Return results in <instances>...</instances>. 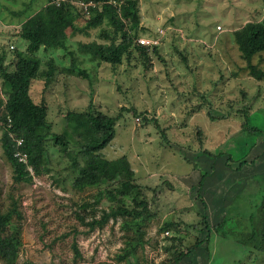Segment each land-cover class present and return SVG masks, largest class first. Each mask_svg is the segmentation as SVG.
<instances>
[{
  "label": "rangeland",
  "instance_id": "374dc122",
  "mask_svg": "<svg viewBox=\"0 0 264 264\" xmlns=\"http://www.w3.org/2000/svg\"><path fill=\"white\" fill-rule=\"evenodd\" d=\"M48 3L0 0V46H14L5 52L3 66L9 70L15 51L27 47L17 31ZM139 8L138 39L165 33L157 53L145 57L133 48L131 58L113 67L80 52L79 43L109 44L100 38L109 25L68 39L66 50L38 53L40 75L30 94L48 105V171L31 172L30 182H14L0 122V202L8 210L15 201L18 211L8 229L18 256L0 257V264H175L176 255L199 240L181 264H264V249L255 248L264 246V210H258L264 207V174L253 177L264 173V80L251 76L234 40L235 31L264 18V0H139ZM50 59L56 71L47 84L42 72L49 70ZM253 63L264 69V54ZM0 100L3 112L7 96L1 77ZM91 103L96 113L117 118L116 136L99 154L131 162L149 210L140 228L132 217L120 216L91 229L93 217L99 220L113 204L97 201L98 188L73 186L78 176L73 158L79 163L83 158L67 116L87 111ZM246 112L257 135L244 128ZM53 135L65 137L68 151ZM189 173H214L219 183L217 176L225 173H248L249 180L228 195L233 194L229 206L215 210L206 200L207 185L196 187L199 180ZM203 212L212 226L222 222L220 230H207ZM166 223L173 226L165 230ZM253 231L259 234L254 244L247 236Z\"/></svg>",
  "mask_w": 264,
  "mask_h": 264
},
{
  "label": "trees",
  "instance_id": "16d2710c",
  "mask_svg": "<svg viewBox=\"0 0 264 264\" xmlns=\"http://www.w3.org/2000/svg\"><path fill=\"white\" fill-rule=\"evenodd\" d=\"M48 1L45 9L30 16L17 31V36L26 41L27 47L25 51H15L16 62L13 70L3 66L5 52L9 51L12 45L0 46V77L7 96L4 111L0 112V122L4 128L1 143L4 156L13 168L14 182L18 184L32 180L29 167L36 175L48 171L49 154L46 143L51 136L48 105L45 99L36 103L30 94L33 83L40 75L42 61L38 53L41 49L66 50L68 39L76 37L77 34L89 35L91 30L109 25L111 29H102L100 33V38L109 41V44L97 41L79 43L80 52L89 54L94 60L117 67L125 58H131L133 48L138 49L145 57L149 51L157 53L159 50L158 46L151 49L137 43L138 33L141 31L139 0H126L120 7L109 3V0H84L97 3L88 10L80 8L79 0H62L59 4H56L55 0ZM234 40L242 59L250 69L251 76L257 80H264V69L253 63L256 56L264 54V18L261 21L249 22L235 31ZM70 54L74 56L72 52ZM47 64L49 70L42 72V75L46 76L48 84L56 71V66L53 59L47 61ZM245 119L244 128L248 135H257L260 130L250 125L247 112ZM67 122V129L80 143V154L83 158L82 163H79L76 157L73 158L78 172L73 183L74 188L80 190L98 188L100 190L96 195L97 201L107 198L113 204L110 211L102 212L99 220L93 217L89 224L90 228L103 227L111 219L115 220L120 216L132 217L136 220L134 226L140 228L149 218V210L143 187L136 182L131 162L125 156L110 160L99 154L115 138L117 118L101 112L96 113L91 103L85 112L69 113ZM43 129L46 132L44 134L41 133ZM53 136L62 150L68 151L69 145L65 137ZM18 141H21V144H18ZM17 153L26 155L27 163L21 162L16 156ZM228 160L233 161L231 157H228ZM244 163L245 159L241 160L239 167ZM202 184L203 181L200 182L201 186ZM108 185L111 188H108ZM261 209L264 210V207L258 210L261 212ZM203 213L207 230L210 232L211 227L215 231L220 230L222 222H215L212 226L208 214ZM17 214L15 201L8 210H4L0 202V257L5 261H13L18 256L17 246L8 234V229ZM172 226V223H166L163 229L168 230ZM252 233L247 236L254 244L259 234H256V231ZM199 242L185 252L178 253L174 259L175 264H181L184 258L189 257L192 250L201 244ZM255 248L264 249V246Z\"/></svg>",
  "mask_w": 264,
  "mask_h": 264
},
{
  "label": "crops",
  "instance_id": "0c3cea01",
  "mask_svg": "<svg viewBox=\"0 0 264 264\" xmlns=\"http://www.w3.org/2000/svg\"><path fill=\"white\" fill-rule=\"evenodd\" d=\"M260 156V155H259ZM189 177H191L194 181L196 180L197 181V178H198V186L196 187H199L200 185V182L203 181L204 183V186L207 185V188H209L210 190V193H207V195L209 194V196L207 197L206 200H209V202L213 203V204H216V206H214L213 209H222L223 206L226 207L230 205V203L232 202V197H233V194H232V197L231 198H228V195L238 186V185H243V182H245V184H247L248 180H249V176H248V173H239V175H233L234 173H232V175L228 176L226 173L225 175H223L225 178H222L219 176H217L218 178L217 179H220V183L215 181V175L214 173H189ZM206 174V175H205ZM257 174L260 175V174H264V173H254V176L253 177H257ZM256 175V176H255ZM206 177H209V181L208 183L204 182V178ZM239 178V179H237ZM238 180V182H237ZM228 182V183H227ZM222 184H225V185H222ZM244 184V185H245ZM193 187V186H192ZM198 190V189H197ZM201 192V191H199ZM215 192H219L222 194H220V196H218L219 194L218 193H215ZM204 195V194H203Z\"/></svg>",
  "mask_w": 264,
  "mask_h": 264
},
{
  "label": "built area",
  "instance_id": "2783aa9c",
  "mask_svg": "<svg viewBox=\"0 0 264 264\" xmlns=\"http://www.w3.org/2000/svg\"><path fill=\"white\" fill-rule=\"evenodd\" d=\"M60 1L62 0H55L56 4H59ZM109 3L113 4L116 7H120L125 0H109ZM78 5L80 6V8H83L84 10H88L89 7H95L97 5L96 2L94 1H84V0H79L78 1ZM159 31V33H157V35L151 37V39H138L137 42L142 45V46H150V47H154V46H158L161 44V39L162 37L165 35V33ZM11 48L14 49V46H11ZM18 144H21V141H18ZM16 156L19 158V160L21 162L27 163V156L26 155H22L20 153H17ZM30 172L32 171V168L29 167Z\"/></svg>",
  "mask_w": 264,
  "mask_h": 264
},
{
  "label": "clouds",
  "instance_id": "9594fccd",
  "mask_svg": "<svg viewBox=\"0 0 264 264\" xmlns=\"http://www.w3.org/2000/svg\"><path fill=\"white\" fill-rule=\"evenodd\" d=\"M138 40V39H137ZM139 44V43H138Z\"/></svg>",
  "mask_w": 264,
  "mask_h": 264
}]
</instances>
